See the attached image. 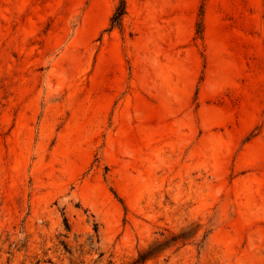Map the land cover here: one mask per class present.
I'll use <instances>...</instances> for the list:
<instances>
[{
	"label": "rangeland",
	"instance_id": "1",
	"mask_svg": "<svg viewBox=\"0 0 264 264\" xmlns=\"http://www.w3.org/2000/svg\"><path fill=\"white\" fill-rule=\"evenodd\" d=\"M125 1L0 0V264H264V0Z\"/></svg>",
	"mask_w": 264,
	"mask_h": 264
},
{
	"label": "trees",
	"instance_id": "2",
	"mask_svg": "<svg viewBox=\"0 0 264 264\" xmlns=\"http://www.w3.org/2000/svg\"><path fill=\"white\" fill-rule=\"evenodd\" d=\"M125 13H126V1L120 0V3L117 6L116 11H115V13L111 19L113 26L114 25H118V26L121 25V22H122V19H123V16L125 15ZM67 227L69 229L68 223H67ZM65 245L67 247V244H65ZM147 259H148V256L145 253H141L139 256L138 263L143 264L146 262Z\"/></svg>",
	"mask_w": 264,
	"mask_h": 264
}]
</instances>
